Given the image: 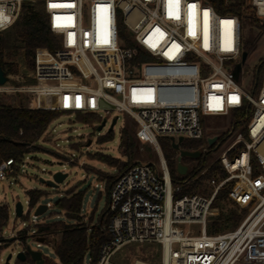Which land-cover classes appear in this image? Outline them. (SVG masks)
Instances as JSON below:
<instances>
[{
    "label": "built area",
    "instance_id": "obj_1",
    "mask_svg": "<svg viewBox=\"0 0 264 264\" xmlns=\"http://www.w3.org/2000/svg\"><path fill=\"white\" fill-rule=\"evenodd\" d=\"M28 2L42 3L60 48L54 53L38 49L30 82L21 84L23 76L8 75L0 93L27 95L32 110L99 118L102 111L125 113L133 119L137 141L159 157V165L135 163L118 175L109 192L110 239L96 261L88 253L83 264H115L123 247L145 243L161 246V264H264V74L257 94L244 90L241 20L220 15L200 0H0L6 17L0 33L14 26ZM251 5L264 19V0H251ZM209 118L235 119L222 133L232 141L217 160L226 176L207 182L209 195L176 197L181 186L173 185L160 141L172 145V139L179 143L182 138L180 150L200 151L203 157L221 146V131L208 135L204 128ZM214 137L218 140L210 146L208 139ZM185 141L201 145L185 150ZM74 162L73 155L68 163ZM20 167L24 164L14 159L3 161L0 178L15 175ZM194 169L188 166V173ZM226 188L231 202L247 214L237 228L211 235L209 227L219 215L213 206ZM186 225L199 226V234L180 228ZM29 234L52 246L59 236L37 228ZM5 243L0 227V246ZM139 263L147 264H134Z\"/></svg>",
    "mask_w": 264,
    "mask_h": 264
},
{
    "label": "rangeland",
    "instance_id": "obj_2",
    "mask_svg": "<svg viewBox=\"0 0 264 264\" xmlns=\"http://www.w3.org/2000/svg\"><path fill=\"white\" fill-rule=\"evenodd\" d=\"M249 3L251 4V0ZM253 32H256V29L250 31L248 27L243 25L244 44L254 34ZM5 61L15 62L18 69L16 75L23 76L25 80L21 81V84L30 82L31 79L28 76L32 70L25 65L19 53L15 57L6 58ZM261 63L258 83L256 84V72ZM263 74L264 35L260 39L257 49L248 55L247 62L243 67L241 78L244 90L252 94L255 89V94H257L263 84ZM9 85L18 86L19 84L9 82ZM29 103L30 98L25 94L0 93V104L28 107ZM76 116L75 113H62L50 124L46 133L38 140V149L24 157L22 163H20L24 164V167H20L15 175L0 178V204H7L10 210L9 218L1 228L2 238L6 243L0 246V264H8L9 255H12L9 264H16L17 255L27 246L40 251L47 260V264L59 263L55 248L51 244L44 243L38 246L33 237L26 238V236H30L29 233L42 224H75V221L71 222L66 214L56 207V203L65 197L70 190L77 189V191L85 193L82 215L87 223L92 216H94V222L97 221L101 214L108 210L110 187L106 182V178L116 177L119 175V171L93 156L102 154L125 162L126 159L120 150L121 133L126 127L135 131V124L133 119L125 113L102 111L99 113L101 118H98V121H83L77 119ZM116 117L119 119L112 130V140L102 143L100 139L109 133ZM105 119H107L106 125L99 131L98 129ZM230 121L235 122V119L209 118L204 121V128L209 131L208 135H212V132L215 131H221L222 139L219 141L221 146L218 149L213 148L209 151L214 162L218 160L223 150L232 141L230 137L224 139L222 134L227 129ZM241 127L242 125H239L236 131H241ZM137 146L134 163L144 162L159 165V157L153 147L140 143ZM73 155L75 162L69 164L68 161ZM182 161L192 170L200 167L201 157L199 159L184 158ZM58 172L68 175L58 188H51L40 182L41 179L50 180ZM178 176L181 177L179 174ZM173 185L174 187L181 186L180 184ZM31 190H38L45 194L37 206L41 204L49 205L48 210L38 216L37 224L32 223L37 206L35 208L29 206L28 192ZM17 203H21L23 206V217L21 218L15 214ZM180 228L185 232L190 231L194 235L199 234V226L197 225H186ZM12 234L17 240L9 242L8 240ZM58 237L60 238V236ZM177 248L178 246L174 245V249ZM136 261L147 264H161V246L153 243L131 244L123 247L113 258L115 264H134Z\"/></svg>",
    "mask_w": 264,
    "mask_h": 264
},
{
    "label": "trees",
    "instance_id": "obj_3",
    "mask_svg": "<svg viewBox=\"0 0 264 264\" xmlns=\"http://www.w3.org/2000/svg\"><path fill=\"white\" fill-rule=\"evenodd\" d=\"M200 1L211 6L220 15L237 16L242 25L248 27L250 31L256 29V32H253L254 34L245 42L244 49L248 55L257 49L258 43L264 35V19L257 16L255 8L249 3L250 0ZM59 48L57 38L49 30L42 3L28 2L24 4L22 13L14 26L0 33V65L6 76L17 74L18 69L15 62H6L5 60L6 58L15 57L19 53L25 65L32 70L38 49H47L54 53ZM61 114L62 112L58 111L32 110L28 107L0 104V164L9 159L21 163L27 154L36 151L38 140L46 133L50 124ZM76 117L83 121L99 120V117L94 114H77ZM227 137L228 134H223L224 139ZM112 138L111 131L102 137L100 141L103 143L112 140ZM138 143L135 131L126 127L122 130L120 145L121 154L126 159L125 162L102 154H96L93 157L113 166L119 171L120 175L134 166ZM160 144L170 169L173 184L181 185V191L176 194V197L191 194L208 195L207 182L213 177L224 178L226 176L220 164L217 161L214 162L211 159V153H208L201 157L200 167L195 168L185 176L179 177L176 161L177 153L168 140L162 139ZM200 145L201 142L185 141L182 147L185 150H197ZM205 170L206 173L201 175ZM117 177L118 175L106 178L110 189ZM229 192V188L221 190L214 203L213 207L219 210V215L209 227L208 232L211 235L237 228L245 216V210L239 209L231 202L228 196ZM44 196L45 194L41 191H29V206L35 208ZM84 197V192L73 189L56 203V207L64 212L71 222L75 221V224L54 223L37 226L38 232L61 234L60 243L55 249L59 259L58 264H83L88 253L96 261L101 245L110 239L107 229L113 214L109 210H105L97 221L94 222V216H92L85 224L82 215ZM9 213V206L0 204L1 228L8 220ZM16 264H34V262L27 258L25 261L17 260Z\"/></svg>",
    "mask_w": 264,
    "mask_h": 264
},
{
    "label": "water",
    "instance_id": "obj_4",
    "mask_svg": "<svg viewBox=\"0 0 264 264\" xmlns=\"http://www.w3.org/2000/svg\"><path fill=\"white\" fill-rule=\"evenodd\" d=\"M247 57H248V54L244 52L242 56V64L246 63ZM241 66L242 65H238L237 70L233 73V76L235 77L236 80H238V77L241 71ZM7 83H8V77L6 76L2 66L0 65V86H5ZM102 106H104V104H102ZM116 123H117V119H114L109 132L113 130L114 125ZM105 125H106V120L102 122L101 127L98 130L101 131ZM217 140H218V137L210 138L208 139V143L210 146H212ZM171 141H172V148L174 149V151L179 152V156L177 157V172L180 176H185L188 174V166L184 165L182 163V160L184 158L199 159L202 156V154L200 151L191 152V151L180 150V143L183 141L182 138L179 139V143H175L174 139H172ZM89 145L90 143L88 144V146ZM136 164H140V162H136ZM148 165L152 166L153 164L149 163ZM67 176H68L67 174L58 172L54 174L50 180L46 181L44 179H41L40 182L51 188H58L59 185L62 184L66 180ZM47 210H48V206L41 204L37 206L34 215L38 217L44 214ZM15 214L19 218L23 217V206L21 203H17L15 207ZM59 236L60 238L57 237L54 239L53 247L55 249L60 243V239H61L60 233H59ZM27 237H32V236L31 235L26 236V238ZM15 240H17V238H10L8 241L13 242ZM35 241L41 244H44L46 242V239L44 237H41V238H36ZM11 258H12V255H9L7 259L8 264L10 263ZM27 258H30L34 262V264H47V260L44 258L43 254L40 251L33 250L30 246H27L25 248V251L23 250L17 255V260L19 261H25L27 260Z\"/></svg>",
    "mask_w": 264,
    "mask_h": 264
},
{
    "label": "snow or ice",
    "instance_id": "obj_5",
    "mask_svg": "<svg viewBox=\"0 0 264 264\" xmlns=\"http://www.w3.org/2000/svg\"><path fill=\"white\" fill-rule=\"evenodd\" d=\"M172 2H173V0H170V3H172ZM175 3L178 4V0H175ZM55 6H56V5H52V7H55ZM189 7H190V9H195V5H190ZM170 15H171V13H170ZM205 17H207V12H205ZM176 18H178V16H177ZM4 19H6V17H4V16H3V12L0 11V22H2ZM226 23H231V22L229 21V22H226ZM231 99H232L233 101H235V100H237L238 98H236V97H232Z\"/></svg>",
    "mask_w": 264,
    "mask_h": 264
},
{
    "label": "bare ground",
    "instance_id": "obj_6",
    "mask_svg": "<svg viewBox=\"0 0 264 264\" xmlns=\"http://www.w3.org/2000/svg\"><path fill=\"white\" fill-rule=\"evenodd\" d=\"M140 264V263H139Z\"/></svg>",
    "mask_w": 264,
    "mask_h": 264
}]
</instances>
